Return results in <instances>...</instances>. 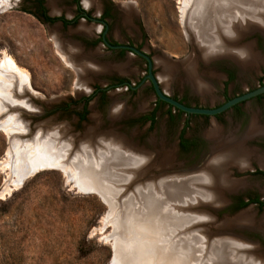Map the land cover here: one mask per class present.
I'll use <instances>...</instances> for the list:
<instances>
[{
    "label": "rangeland",
    "instance_id": "1",
    "mask_svg": "<svg viewBox=\"0 0 264 264\" xmlns=\"http://www.w3.org/2000/svg\"><path fill=\"white\" fill-rule=\"evenodd\" d=\"M89 1L97 4V0ZM104 1L113 3L117 12L113 36L118 39L120 36L123 39L131 38L151 56L154 74L162 90L173 99L181 103L184 101L183 104L191 107L216 108L228 98L264 84V36L260 32L247 33L239 41V44H252L260 58L257 67L243 68L226 56L202 57V48L198 47L200 38L197 40L198 37L194 38L197 35H187L181 23L183 0ZM31 3L32 0H12L9 7L0 11V61L5 54L12 57L30 78L28 96L25 95L27 98H19L29 100L33 111H11L25 120V128L29 132L24 139L32 141L38 131L55 130L62 126L69 129L67 138L75 144H82L91 136L114 135L150 159L139 167L138 177L132 182L130 180L128 189H124L123 192L129 194L135 186L147 185L156 179L162 181L165 173L161 174L158 167L162 164L167 165L169 174L166 176L174 178L199 171H194V168L206 163L215 149V142L209 133L218 132L225 138H241L248 133L252 120L257 122L259 130L264 131V99L248 100L240 104L238 111L228 110L218 116L187 115L159 103L148 82L135 94H130L124 87L108 90L105 101L100 96L90 98L86 117L79 119L82 111L80 100L92 97L94 87H104L107 80L115 76L128 78L132 84L137 83L145 75V64L130 55L115 63L100 59L104 64L80 55L106 69L91 73L86 93L78 92L76 71L60 56L54 39L70 45L64 42L69 41L66 31L41 23L28 10L32 8ZM49 3L57 6L55 0H46L50 8ZM196 43H199L198 46ZM64 53L70 54L65 50ZM192 57L197 61L198 79L204 83L202 92L194 89L185 79L184 68L180 67L176 74L167 76L159 63V59H165L183 65ZM226 68L234 70L233 80L227 84ZM115 105L120 109L112 117L111 109ZM148 114H153L155 118L151 126L149 123H131L130 119ZM181 132L184 139L196 140V146L182 150L179 146ZM72 136L75 138L72 139ZM9 146L10 137L0 131V162L6 158ZM246 146L255 150L257 155L264 156V132L247 139ZM249 161L250 166L243 172L233 166L228 168L231 178L243 183L235 192L225 189L226 202L215 206L216 210L207 197L196 200L197 204L195 202L190 207L198 215H175L189 216L199 223V230L202 229L201 232L190 229V235L187 233L191 238L195 235L197 238L194 260L188 261L190 264L195 261L196 264H213L216 239H221L222 243H225V239L229 241L226 245L229 264H242L238 262L241 258L234 254L239 249H231L235 245L254 249L253 255L264 260V208L260 209L255 204L241 210L233 207L237 197L248 199L257 196L264 199V179L252 174L255 170L264 171V165H260L254 156ZM7 176L8 171L0 168V191ZM125 193L123 195L126 196ZM129 199L126 197L122 200L125 202ZM123 201L119 203L116 200L115 207L110 210L99 194L82 191L68 180L62 169L45 168L34 172L20 187L0 195V264H126L120 251L123 249L121 247L132 245L130 240L133 234L128 233L130 228L125 215L118 212ZM218 207L224 208L217 210ZM112 213L115 215H110ZM208 213L214 216L215 221ZM239 213L248 214L252 223L228 227L220 225L224 219ZM106 215L115 217L114 224L103 223ZM161 238L165 239L166 236ZM175 251L170 254L176 260L174 264H180L181 257L173 253ZM164 257L160 256L159 260L151 256L149 264H171Z\"/></svg>",
    "mask_w": 264,
    "mask_h": 264
},
{
    "label": "bare ground",
    "instance_id": "2",
    "mask_svg": "<svg viewBox=\"0 0 264 264\" xmlns=\"http://www.w3.org/2000/svg\"><path fill=\"white\" fill-rule=\"evenodd\" d=\"M11 1L0 0V11L9 7ZM85 2L90 3L89 0ZM180 18L186 34L197 35L194 37H198L197 40L200 38L198 41L200 45L196 44L202 48L200 50L202 57L226 56L243 68L258 66L260 58L254 51L253 45L239 44V41L252 31H261L264 35V0H183ZM55 44L63 60L69 62L76 71L77 91L86 93L88 82L91 81V73L105 70L106 67L81 57L75 46L67 47L59 41H55ZM64 50L70 54L64 53ZM196 62V58L192 57L181 66L159 59L167 76H173L178 68L182 67L186 72L185 79L194 89L202 92L204 83H200V77L197 76ZM29 80V76L20 69L17 62L5 54L0 61V131L10 137V146L6 158L0 162V168L8 171L0 195L20 187L34 172L45 168H59L68 180L79 186L82 191L99 194L108 203L110 210L115 207L116 200L122 203V199L126 197L135 199L136 201L131 199L123 201L124 206L119 204L121 210L118 211L121 215H125L124 219L130 228L128 233L133 234L130 240L132 245L123 246L120 251L126 264H149L151 256L155 259L165 256L171 264H174L176 260H173L170 254L173 250H176L173 253H178L181 257L180 264H190L188 261L194 260L197 238L196 235L191 238L188 232L190 229L201 232L202 229L199 230V223L189 216L175 215H198L194 214L190 207L192 208L195 202L197 204L196 200L201 198L209 197L210 204L214 208L226 202L224 190L235 192L243 183L242 180L231 178L229 167H236L238 171L243 172L250 166L249 160L252 156L257 158L260 165H264V156L257 155L255 150L246 146L247 139L264 132L259 130L257 122L252 120L248 133L241 138H225L218 132L209 133L215 142V149L199 171L174 178L166 176L169 174L166 171L167 165L162 164L158 166L161 174L165 173L162 181L156 179L147 185L135 186L127 194L123 192L124 189H128L130 180L132 182L138 177L139 167L150 159L114 135L111 137L100 135L97 138L91 136L84 143L75 144L69 142L67 138L70 135L69 129L62 126L55 130H40L32 141L23 138L29 132L28 128H25V120L11 111H33L29 100L19 98H27L25 95L28 96ZM119 109L120 107L115 105L111 109L113 114L111 116H116ZM242 213L224 219L220 225L228 227L232 224L252 223L251 217ZM107 215L103 223L114 224L115 217ZM208 216L215 221L213 215ZM132 225L138 228L133 229ZM185 225L188 227L184 228ZM164 235L166 238H161ZM215 242L217 243L213 247L215 252L213 264H226L228 261L226 245L229 241L225 239L223 241L225 243H222L221 239H216ZM235 246L231 249H239L234 253L236 257L241 258L238 262L247 264L249 260V264H264L263 259L253 255L254 249Z\"/></svg>",
    "mask_w": 264,
    "mask_h": 264
},
{
    "label": "flooded vegetation",
    "instance_id": "3",
    "mask_svg": "<svg viewBox=\"0 0 264 264\" xmlns=\"http://www.w3.org/2000/svg\"><path fill=\"white\" fill-rule=\"evenodd\" d=\"M55 1L57 2L56 4L57 9L54 4L49 3V6L51 8L50 9L46 5V0H32L31 3L32 8L28 10L31 11L41 23H44L48 26H56V28L58 27L61 30L66 31V36H68L69 41L68 40L67 41L63 40V41L69 42L68 44H70L71 46H75L78 52L80 53V55H85L88 58L95 59L96 62L102 64L104 63L100 62L99 61L100 59L115 63V62L123 61L127 55H130L131 57L138 58L139 60L143 61L145 64L144 65L145 75H143L141 79L137 81V83L132 84L128 78L115 76L108 79L104 87H100L98 85L94 87L95 89L92 97H87L80 100L82 104V111L79 113V117H78L79 119H81L82 114H85L86 117L90 98L92 99L94 97L100 96L101 99L105 101L106 99L105 94L108 90L125 87L130 94H135L141 87H143L146 84V82H148L149 86L151 87V90L153 91L151 82L148 79H146V76L148 74L147 61L140 55L133 52L132 50H129L127 48L117 47V46L133 47L138 51L147 55L149 58H151V56L148 53H146L139 45H136L131 38L123 39L120 36V39H118L117 37L115 38L113 36V28H114L113 22L115 20V16L117 13L113 3H108L104 0H97V4L95 3V5L91 3H87L83 0H55ZM93 10H95L94 13ZM119 22L121 23V20ZM54 39L56 42L59 41L57 38ZM59 43H61V41H59ZM66 46L69 47L68 45ZM153 73H154V69H153ZM224 73L227 75L226 76L227 79L225 82L227 84V82H231L233 80L234 70L230 68H226ZM254 98L262 100L264 99V94ZM160 102L164 103L162 101ZM182 102L185 103L184 101ZM240 104L233 106L229 110L238 111ZM154 119L155 118L153 114H148V115L135 117L130 120L131 123L133 124L149 123V125L151 126V124H153L154 122ZM189 141L193 145H190L188 149L196 146L197 144L196 140L193 139ZM179 146H180V140H179ZM257 171H261V170H255L252 174L254 176L261 177L264 179V176L260 174H256ZM254 197L257 196H251L246 201L243 197H237L234 200L233 207L236 208V205L239 202L241 201L247 202L249 199ZM259 200H264V199L259 198ZM250 204H254V203H250Z\"/></svg>",
    "mask_w": 264,
    "mask_h": 264
},
{
    "label": "water",
    "instance_id": "4",
    "mask_svg": "<svg viewBox=\"0 0 264 264\" xmlns=\"http://www.w3.org/2000/svg\"><path fill=\"white\" fill-rule=\"evenodd\" d=\"M259 32H260V34H262L261 31H259ZM117 47L127 48L129 50H132L136 54L140 55L141 57H143L147 61V72H148V74L146 76V79H148L151 82L155 97L158 100L166 103L167 105H169V106L173 107L174 109L181 111L187 115H200V116H206V117L216 116L218 114H221L223 112L228 111L229 109H231L233 106H235L237 104H240L242 102H246V101H248L254 97H257L259 95L264 94V84H263V85L256 87L255 89H253L251 91H248V92L243 93L239 96L228 99L227 101H225L223 104H221L220 106H218L216 108H199V107L187 106V105L173 99L172 97L168 96L166 93H164V91L162 90V88L160 86L158 78L153 73L154 63H153L151 58H149L147 55H145L144 53L138 51L137 49H135L133 47H126V46H117ZM202 165H204V163L198 165L196 168H194V170H199L202 167ZM246 200L247 199H245V201ZM224 207L218 208L217 210L223 209ZM215 210H216V208H215ZM236 215H238V214H236Z\"/></svg>",
    "mask_w": 264,
    "mask_h": 264
},
{
    "label": "trees",
    "instance_id": "5",
    "mask_svg": "<svg viewBox=\"0 0 264 264\" xmlns=\"http://www.w3.org/2000/svg\"><path fill=\"white\" fill-rule=\"evenodd\" d=\"M158 102L161 103L159 100H158ZM169 107L172 108L171 106H169ZM179 112L182 113L181 111H179ZM84 117H85V114H82L81 119H84ZM190 145H193V144L189 140L184 139L183 138V132H181V134H180V148L183 150H188ZM256 174H260V175L264 176V172H261V171H257ZM250 203L256 204L258 206V208H260V209H262L264 207V200H259L258 197H254V198L249 199L247 202H243V201L239 202L236 205V209L238 210V209L244 208Z\"/></svg>",
    "mask_w": 264,
    "mask_h": 264
}]
</instances>
